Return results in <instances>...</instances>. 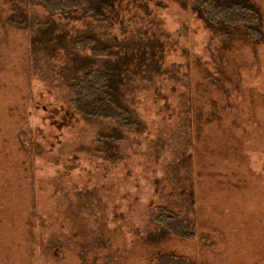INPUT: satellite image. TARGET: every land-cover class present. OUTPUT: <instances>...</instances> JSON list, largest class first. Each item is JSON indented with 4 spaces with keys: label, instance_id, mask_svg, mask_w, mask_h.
Returning <instances> with one entry per match:
<instances>
[{
    "label": "rangeland",
    "instance_id": "374dc122",
    "mask_svg": "<svg viewBox=\"0 0 264 264\" xmlns=\"http://www.w3.org/2000/svg\"><path fill=\"white\" fill-rule=\"evenodd\" d=\"M107 1L94 17L0 0V264H264V0L258 39L193 1ZM87 34L115 55L81 49ZM137 42L159 62L124 73L138 125L107 147L112 123L74 111L68 83ZM159 207L195 234L164 230Z\"/></svg>",
    "mask_w": 264,
    "mask_h": 264
},
{
    "label": "trees",
    "instance_id": "16d2710c",
    "mask_svg": "<svg viewBox=\"0 0 264 264\" xmlns=\"http://www.w3.org/2000/svg\"><path fill=\"white\" fill-rule=\"evenodd\" d=\"M34 1L42 3L53 13L83 11L85 15L94 17L95 13L103 14V10L99 8L100 4H111V1L107 0ZM188 1L189 3L193 1V7L198 12V15L207 24L213 27L220 28L232 34L241 31L246 36L255 39L262 36L261 14L252 0H187V2ZM182 2L184 5L187 3L186 0H182ZM75 43L83 50L90 49L94 55L102 52L107 53L108 56L115 55L113 52V47L116 46L115 43H99L98 39L95 38V34H87L76 38ZM145 45V43L142 45L140 42H137V52L134 51L131 55H128V52H125L123 55L121 53L117 56L118 59L115 62L97 67H89L68 83V88L72 93L70 104L74 111L92 119L112 123L111 132L106 133V137L103 133H97V141L99 143H104V146L108 147L109 145L111 147L115 145L113 144L115 141L117 145L124 138L122 134L124 129L138 125L137 121L132 120L130 109L120 99V85L125 79L124 73L130 72L129 67L133 64V61H135L137 70L140 68L143 61L147 60L148 56L151 57V59L146 64L147 70L150 71L152 66L158 64L159 60H156V53L154 51V48L157 47L156 43L151 42L147 45L148 47ZM158 48L156 50H158L159 53L162 44L160 49ZM210 76L211 74H209V77ZM192 106L191 109L193 108L194 111V105ZM211 113H214V111ZM154 217L155 221L166 231L190 237L195 234V228L189 221L182 218L180 219L175 213L165 207H159L155 211ZM161 263L192 264L186 258L179 256H172L169 262H167L166 259L163 260L162 257Z\"/></svg>",
    "mask_w": 264,
    "mask_h": 264
}]
</instances>
